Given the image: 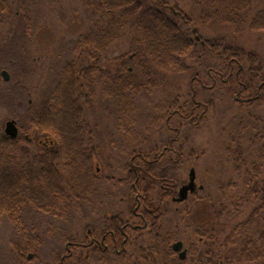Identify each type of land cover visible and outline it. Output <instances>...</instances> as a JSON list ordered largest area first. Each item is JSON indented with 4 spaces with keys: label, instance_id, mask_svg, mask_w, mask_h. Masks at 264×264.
Instances as JSON below:
<instances>
[{
    "label": "trees",
    "instance_id": "16d2710c",
    "mask_svg": "<svg viewBox=\"0 0 264 264\" xmlns=\"http://www.w3.org/2000/svg\"><path fill=\"white\" fill-rule=\"evenodd\" d=\"M15 1L22 5V0ZM82 2L91 27L74 41L71 51L75 56L57 74L56 86L47 97L42 95L27 111L28 118L23 123L19 121V136L16 139H10L0 130V215H6L23 235L28 228L24 222V211L28 207L47 217L63 219L75 216L83 220L82 213L88 212L83 206L101 195V186L97 188V184L102 177L96 172L94 163L97 148L86 129L85 109L94 101L98 85L102 84L100 100L108 102L106 105L116 118L118 136L112 144L126 160L122 167L125 175L118 181L124 187V196L134 195V198H131L126 212L117 209L111 218L103 221L105 228L87 223L84 241H78L72 234V237L63 236V242L69 239L73 243H89V230L97 236L109 229L121 234L122 224L129 221V217L132 219L137 199H141L140 211L144 214V221L152 226L164 222L163 201L173 199L178 193V186L183 183L174 172L172 159L167 157L178 137L169 135L164 145L155 139L150 142L149 137L137 134L139 115L136 99L142 93H153L165 86L166 73L189 70L187 59L199 50L200 60L197 63L204 65V70L191 75L188 98L182 102L176 95L168 102L162 118H165L167 129L173 126L172 121L181 124L185 119L191 127L199 126V120L206 119L201 108L205 111V105L213 104L214 92L226 89L231 94L237 113L225 150L247 189L240 200L247 202L249 199L254 209L245 221L236 224L226 222L222 230L200 227L197 232L205 240L225 233L222 244L240 250L238 261L264 264V223H259L262 229L257 231L259 235L256 238L249 233L251 229L248 226L256 219L264 221V216L260 217V214L264 215V111L259 110L264 102V58L224 38H207L205 42H197L184 28L193 21L192 18L186 15L181 23L179 14L174 13L173 6L165 0ZM203 2L210 10L207 18H214L237 32L242 31L251 7L250 0ZM21 9L18 5L17 11ZM12 13L14 9L9 0H0L2 17L9 18ZM20 18V29L30 32L29 15L22 10ZM250 27L264 30V9L254 14ZM128 31L133 35L130 51L117 57L114 71L104 69L101 57ZM84 58L90 59L91 63L80 66ZM208 59L214 63H207ZM32 126L42 135L38 142L44 145L43 151L36 157L40 158L34 162L24 161L20 154L15 153L20 141L26 144L32 142L24 137ZM46 139L50 140L49 144ZM259 141L262 143L257 146ZM246 144L253 149L251 154L245 150ZM197 158L196 152L191 150L188 160L191 162V159ZM69 173H72V180ZM229 186L238 188L239 184L231 182ZM227 210L224 207L221 212L215 211V215L222 217ZM128 230L125 228L126 243L135 246L137 241L131 233L128 234ZM138 230L144 231L141 228ZM164 231L154 234L150 244H142L137 249L132 246L121 255L116 253V260L123 262L124 259L129 264H185V260L175 255L172 247L175 231L171 228ZM107 243L115 245L113 239ZM110 248L106 252L93 248V257L111 261L116 251L113 246ZM13 249L19 257H24L23 248L16 246ZM220 258L213 261L209 256V262L219 264L222 261ZM77 260L82 264L81 258Z\"/></svg>",
    "mask_w": 264,
    "mask_h": 264
},
{
    "label": "rangeland",
    "instance_id": "374dc122",
    "mask_svg": "<svg viewBox=\"0 0 264 264\" xmlns=\"http://www.w3.org/2000/svg\"><path fill=\"white\" fill-rule=\"evenodd\" d=\"M165 1L173 6L174 13L179 14L181 23L186 15L192 18L193 21L184 25V28L197 42H205L207 38H224L264 58V30H254L250 27L254 14L264 9V0H250L251 7L241 32L214 18H207L210 10L203 0ZM9 2L14 13L9 18H3L0 14V130L2 132H5L8 120H16L18 126L19 121L23 123V120L28 118L29 110L39 98L42 95L47 97L51 93L56 86L57 74L62 71L63 65L75 56L71 49L77 36L87 32L91 27L90 17L82 0H22V5L15 0ZM18 5L22 9L17 11ZM22 10L30 17L32 30L28 33L20 29ZM195 27H197L196 32H194ZM132 39L133 35L128 31L115 41L109 47L107 54L101 57L102 67L114 71L117 57L130 51ZM197 60H200L199 50L197 54L187 59L189 70L166 73L165 86L156 89L153 93H142L138 96L136 100L139 118L135 131L137 134L141 133L144 137H149L150 142L155 139L164 145L167 144L169 135H176L178 140L173 144V150L168 152L167 157L172 159L174 172L183 183L189 181L191 167L196 169L197 190L181 203L173 202L172 198L164 200L162 217L166 220L158 226H153L151 232L130 228L128 234L131 233L135 237L137 244L135 246L127 244L126 249L120 248V253L132 249V246L137 249L142 244H150L154 234L171 228L176 233L172 243L177 240L184 243V250L187 251L185 264H211L209 256L213 261L219 260L221 256L222 261L219 264H245L238 261L240 250L237 247L222 244L225 241V233L215 239L205 240L197 232L200 227L222 230L226 222L236 224L245 221L254 209V204L249 199L247 202L240 200L242 193L246 194L244 191L247 189L241 182L240 174L235 172L234 163L229 161L225 150L229 140L228 133L236 120L234 115L237 113V105L231 99V94L226 89L214 92L213 104L205 105V111L201 108L202 115L206 119L199 120L197 124L199 126L191 127L185 119L181 124L172 121V129H167L165 118H162L168 102L176 95H179L182 102L188 98L191 75L196 71L204 70V65L198 64ZM203 61L202 59L201 62L204 63ZM208 62L214 63L209 59ZM89 63L91 60L84 58L79 65ZM4 70L8 71L9 80L4 79L2 74ZM101 88L103 85H98L96 98L85 109L86 129L97 148L94 163L96 172L102 177L97 184V188L101 186L99 188L101 195L83 206L84 211L88 212L82 213V221L74 218L75 216L63 219L47 217L30 207L26 208L24 222L28 228L23 231L24 235L6 215H0V264H40L42 257H54L56 253L64 250L69 239L63 242V236L72 237L73 234L78 241H84L86 230L84 227L87 223L104 227L103 221L111 218L117 209L127 211L134 195L126 198L124 187L118 181L125 175L122 167L126 160L122 152L112 144L118 136L116 118L113 111L108 109L106 105L108 102L100 100ZM263 103L259 110L264 111ZM26 135L32 142L26 144L20 141L21 144L17 146L15 153L20 154L24 161L34 162L40 158L36 157L43 151L44 145L38 142L42 135L33 126L27 130ZM26 135L24 134V137ZM45 142L49 144L50 140L46 139ZM261 143L262 141H259L257 146ZM244 147L251 154L253 151L251 146L246 144ZM191 150L196 152L198 158L191 159L190 162L188 155ZM68 175L72 180V173ZM231 182L238 183V188L229 186ZM120 193L122 196H119ZM240 203L241 207L238 206ZM224 207L228 210L222 217H217L215 211L221 212ZM261 216L264 215L260 214ZM131 222L138 223L139 218H134L132 215ZM259 223L262 225L264 221L256 219L248 225L251 229L249 233L254 238L259 235L257 231L262 229ZM16 246L23 248L24 257H19L14 252L13 248ZM207 251H209L208 255ZM29 253L34 255L31 261L26 258ZM127 253L131 256L130 252ZM113 254L114 258L111 257V261L88 257V263L84 262V264H129L124 259L123 262L117 261L116 252ZM175 255L179 256L178 252L175 251Z\"/></svg>",
    "mask_w": 264,
    "mask_h": 264
},
{
    "label": "flooded vegetation",
    "instance_id": "af4514ba",
    "mask_svg": "<svg viewBox=\"0 0 264 264\" xmlns=\"http://www.w3.org/2000/svg\"><path fill=\"white\" fill-rule=\"evenodd\" d=\"M27 139H30V137L28 135H26ZM10 139H14V138H10ZM16 139V138H15ZM186 182L182 183L185 184ZM181 185V186H182ZM180 186V187H181ZM179 187V188H180ZM179 191V190H178ZM178 195V193H177ZM177 195L172 199L173 202L176 203H181L179 201H177L175 198L177 197ZM142 207V203H141V199H137V204L134 206V210H133V217L134 218H139V222L138 223H133L131 222V218L129 217V221H127L126 223L122 224V227L120 228L121 230V234H117L115 233V230H111L109 229V231L103 233L100 236H97L96 233H93L92 230L88 231V235H89V240L90 242H72V240L67 241L64 250L60 253H56L54 257H42L41 258V262L40 264H79L77 258H81V263L84 264V262L88 263V257L90 259L93 258L94 254L92 252V249L95 247H98V249H100L102 252H106L108 251V249H112L110 248V246L114 247V250L116 251L117 255H121L122 253L121 250L126 249V245H127V238L125 237V228H133L134 230H138L139 228L144 229V230H148L151 231V229L153 228L151 223H148L146 220L144 221V214L143 212L140 211ZM140 222L142 224H140ZM110 239H113L115 241V245H111L109 243H107ZM179 241V240H177ZM175 241V242H177ZM181 241V240H180ZM174 242V243H175ZM183 242V241H182ZM174 243H172V247L174 245ZM121 248V250H120ZM80 249V250H78ZM183 249H184V243H183ZM123 252V251H122ZM179 255V253H178ZM33 254L29 253L27 255V260L31 261V259L33 258ZM85 257V258H83Z\"/></svg>",
    "mask_w": 264,
    "mask_h": 264
},
{
    "label": "water",
    "instance_id": "95a60500",
    "mask_svg": "<svg viewBox=\"0 0 264 264\" xmlns=\"http://www.w3.org/2000/svg\"><path fill=\"white\" fill-rule=\"evenodd\" d=\"M196 32V28L194 29ZM199 38V36H197ZM3 77L5 80H9L10 76L8 71L4 70L2 72ZM5 133L10 138H17L19 135V128L17 126L16 120H8L6 123ZM202 188V186H200ZM197 190V183H196V169L192 167L189 172V181L182 185L179 189L178 195L175 198L177 201H185L188 199L189 195ZM173 249L179 252V257L184 260L187 257V251L183 249V242L177 241L173 245Z\"/></svg>",
    "mask_w": 264,
    "mask_h": 264
}]
</instances>
